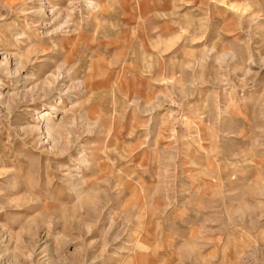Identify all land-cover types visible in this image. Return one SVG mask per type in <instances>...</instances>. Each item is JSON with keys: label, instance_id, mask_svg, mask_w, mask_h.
<instances>
[{"label": "rangeland", "instance_id": "rangeland-1", "mask_svg": "<svg viewBox=\"0 0 264 264\" xmlns=\"http://www.w3.org/2000/svg\"><path fill=\"white\" fill-rule=\"evenodd\" d=\"M44 1L0 0V264H264V0Z\"/></svg>", "mask_w": 264, "mask_h": 264}, {"label": "bare ground", "instance_id": "bare-ground-1", "mask_svg": "<svg viewBox=\"0 0 264 264\" xmlns=\"http://www.w3.org/2000/svg\"><path fill=\"white\" fill-rule=\"evenodd\" d=\"M86 2H87V4L94 3L91 0H87ZM45 4H48V2L46 3L44 0H40V7L36 11L40 15L44 14V12L46 11L45 10V8H46V5ZM47 6H49V4ZM49 7H50V12L54 11V9L56 8V7L52 6V5H50ZM42 25H44V24L43 23H40V26H42ZM70 26H71V23L70 22H67L66 19H65L64 21L60 22V26L59 27H60V29H66L67 30V29L70 28Z\"/></svg>", "mask_w": 264, "mask_h": 264}]
</instances>
